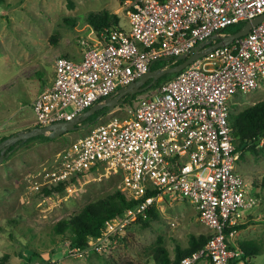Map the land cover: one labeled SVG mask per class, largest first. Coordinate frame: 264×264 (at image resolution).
Returning a JSON list of instances; mask_svg holds the SVG:
<instances>
[{
    "label": "built area",
    "instance_id": "1",
    "mask_svg": "<svg viewBox=\"0 0 264 264\" xmlns=\"http://www.w3.org/2000/svg\"><path fill=\"white\" fill-rule=\"evenodd\" d=\"M263 13L264 0H133L129 30L102 31L97 44L81 39L80 59L55 56L53 82L33 100L31 125L70 120L138 79L156 60L174 64L214 33L228 34V26ZM263 78L264 19L159 83L127 114L91 125L36 176L58 183L92 167L123 171L128 195L137 203L107 221L98 239L145 217L157 201L181 197L211 234L175 264H242L243 258L251 264L231 242L240 225L261 217L263 202L236 170L229 102L237 92L256 89ZM33 183L39 186L37 179Z\"/></svg>",
    "mask_w": 264,
    "mask_h": 264
},
{
    "label": "rangeland",
    "instance_id": "2",
    "mask_svg": "<svg viewBox=\"0 0 264 264\" xmlns=\"http://www.w3.org/2000/svg\"><path fill=\"white\" fill-rule=\"evenodd\" d=\"M132 1L0 0V137L33 126L30 124L35 118L32 102L46 77L45 70L51 69L52 57L67 52L68 48L82 50L81 39L93 44L102 42V31L93 25L96 19H105L110 25L116 22L121 29L129 30L127 14ZM66 52L64 55H69ZM37 64L40 65L38 75L34 74ZM163 64V60H156L152 66ZM172 77L165 76L160 82ZM159 83L103 114L94 124L109 120L113 114H127ZM263 100L264 78L256 89L231 96L232 119ZM90 127L68 131L51 140L37 138L13 146L0 164L1 261L10 264H164L166 258L175 261L180 251L203 243L210 236L194 206L177 197L157 201L146 222L137 220L108 237L93 239V248L88 252L76 249L67 238L70 232L58 231V223L77 214L86 204L112 196L116 189L128 194L125 173L100 167L83 171L64 184L51 183L42 175H36L51 168L60 152L87 134ZM238 140L239 137L237 144ZM238 152L236 170L245 175L263 203L259 209L261 217L250 218L231 243L250 251L252 264H264V137ZM35 179L38 187L33 183ZM30 254L33 255L29 259Z\"/></svg>",
    "mask_w": 264,
    "mask_h": 264
},
{
    "label": "trees",
    "instance_id": "3",
    "mask_svg": "<svg viewBox=\"0 0 264 264\" xmlns=\"http://www.w3.org/2000/svg\"><path fill=\"white\" fill-rule=\"evenodd\" d=\"M104 20L105 19H100V20L96 19L93 22L94 27L97 30L105 31V32H109V30L119 27V25L116 22L114 25H110L109 23H107V21ZM243 25H244L243 22L230 25L226 28V31L234 32L240 29ZM88 42L92 44L90 41ZM66 56L70 57L69 55ZM163 62L164 64H166L168 61H163ZM177 73L178 72H173L162 75L157 80L156 84L159 83L161 80L165 79V76H167L168 78V76L169 77L175 76ZM130 98H133V95L130 94L125 95L122 98V103L129 102ZM106 108L107 107H104L94 112L87 119L96 117V115H98L100 112H104ZM229 118H230V124L232 126L234 143L237 151L242 150L250 143H255L257 140H260L264 137V100L260 101L259 103H256L254 106L250 108L243 110L235 119H232L230 113ZM6 137L8 136H1L0 141L5 139ZM238 137H239L238 140L239 142L237 144ZM37 138L44 140L54 139L49 137L48 135L40 134L28 138L26 140L20 141L18 143L24 144L27 143L29 140L37 139ZM94 169H95L94 167L91 168V170ZM80 174H82V172L74 175L73 177H71V179L75 178L76 176H79ZM66 182L68 181H60V184H64ZM136 203H137V199L130 197L128 194L123 193L120 189H116L115 193L112 196L92 201L86 204L77 214L62 219L58 223L57 229L58 231L63 233L64 230H68L70 233L68 234L67 238L71 239L72 244L85 249L91 246V244L93 243V239H96L101 235L102 228L105 226L107 221L113 220L116 217L121 216L127 208L134 206ZM152 214H153V208H151L148 211L145 217L140 215L137 217L135 221L139 220L146 222L152 216ZM244 226L245 224H242L239 226V228H242ZM207 239L203 243H199V244L195 243L191 248L180 251L175 261L170 262L169 258H166L164 260V264H175L177 261H179L181 257L200 248L207 241ZM239 247L244 251L246 255L251 254V252L248 251L247 249H243L241 245H239ZM32 255L33 254L28 255L29 259L31 258ZM0 264H10V263H6L0 260ZM242 264H248V262L245 261V259L243 258Z\"/></svg>",
    "mask_w": 264,
    "mask_h": 264
},
{
    "label": "water",
    "instance_id": "4",
    "mask_svg": "<svg viewBox=\"0 0 264 264\" xmlns=\"http://www.w3.org/2000/svg\"><path fill=\"white\" fill-rule=\"evenodd\" d=\"M263 19H264V13L245 22L240 29L234 32H230L225 35L214 33L206 41H201L190 50L178 55L175 58L177 62L174 64H168L156 68H152L151 67L152 64H151L148 67V70L144 74H142L138 79L130 82L126 86L119 87L116 93L106 97L105 100L102 102L95 103L85 111L75 115L70 120L55 121L45 126H32L28 129H21L16 131L15 133L9 135L8 137L0 141V164L10 153L9 151H6V149L9 146L40 134L48 135L51 138H56L68 131L76 130L79 127L87 128L92 123L98 121L103 115V113H99L92 121L85 122L83 124L81 123L94 112L104 107H107V110L111 111L117 105L122 103V98L125 95L128 94L133 95L135 93L142 92L150 88L156 82V80H158L162 75L166 73L179 72L185 66H187L197 58L203 56L207 51L211 50L212 48L222 45H227L233 42L235 39L244 36L245 34L248 33V31L252 26L260 23ZM18 145L19 143L15 146Z\"/></svg>",
    "mask_w": 264,
    "mask_h": 264
},
{
    "label": "crops",
    "instance_id": "5",
    "mask_svg": "<svg viewBox=\"0 0 264 264\" xmlns=\"http://www.w3.org/2000/svg\"><path fill=\"white\" fill-rule=\"evenodd\" d=\"M128 19V18H127ZM81 48V47H80ZM63 50H65L64 48H63ZM64 52H66V51H63V53L62 54H64ZM67 54H69V56L70 57H72L73 59H80L81 57H82V50H80L79 48L78 49H76L75 50V48L73 49V48H68L67 49V52H66ZM59 53H56L54 56H56V55H58ZM54 56L52 57V59H51V69L49 70L50 71V73H48L49 71H47V70H45V75H46V77L44 78V79H42V76L41 75H39V77H38V79H42L43 80V82L41 83V85H40V88H39V90H38V92H37V94L35 95V98L44 90V89H46L47 87H49L51 84H52V82H53V79H54V76H55V71H54V61H53V58H54ZM38 68H40V65L39 64H37V66H35V68H34V74H37V69ZM38 75V74H37ZM37 79V80H38ZM34 98V99H35ZM121 105V104H120ZM116 107H118V105L116 106ZM23 122H26V121H23ZM31 124V123H30ZM261 208V207H260ZM241 229V228H240ZM203 264H208L206 261H204L203 260Z\"/></svg>",
    "mask_w": 264,
    "mask_h": 264
},
{
    "label": "flooded vegetation",
    "instance_id": "6",
    "mask_svg": "<svg viewBox=\"0 0 264 264\" xmlns=\"http://www.w3.org/2000/svg\"><path fill=\"white\" fill-rule=\"evenodd\" d=\"M151 67H152V66H151ZM152 68H153V67H152ZM156 82H157V80H156ZM156 82H155L153 85H155ZM138 93H140V92H138ZM138 93L133 94V96H135V95L138 94ZM108 112H110V111H108L107 108H106L104 112H100V113L105 114V113H108ZM93 119H95V117H92V118H90V119H87L86 121L84 120V121L81 122V123L83 124V123H85V122H90V121H92ZM93 124H94V123H92L91 125H93ZM91 125H90V126H91ZM80 128H86V127H79L78 129H80ZM12 134H13V133H12ZM9 135H11V134H9ZM9 135H8V136H9ZM17 144H18V142L15 143V144H13V145H11V146H9V147L6 149V151L11 152L10 150H12L13 146H15V145H17ZM19 145H20V143H19Z\"/></svg>",
    "mask_w": 264,
    "mask_h": 264
}]
</instances>
